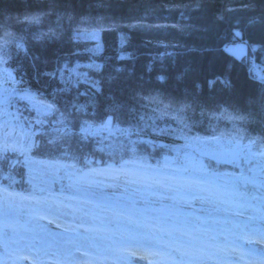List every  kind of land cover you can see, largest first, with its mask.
Segmentation results:
<instances>
[{"label":"trees","instance_id":"16d2710c","mask_svg":"<svg viewBox=\"0 0 264 264\" xmlns=\"http://www.w3.org/2000/svg\"><path fill=\"white\" fill-rule=\"evenodd\" d=\"M91 30L95 56L79 35ZM237 40L249 46L240 58L224 49ZM262 78L264 0H0V90L12 93L0 110V256L70 264L42 223L63 205L79 219L66 242L87 243L77 248L95 264H124L131 249L154 264H260L249 240L264 243V180L253 173L264 155ZM109 115L110 131H81ZM185 142L244 152L195 153L185 165ZM34 161L55 166L56 179L35 184ZM205 174L227 213L190 206ZM120 176L139 188L132 204L86 186ZM151 193L172 203H138ZM23 203L32 207L20 219Z\"/></svg>","mask_w":264,"mask_h":264},{"label":"rangeland","instance_id":"374dc122","mask_svg":"<svg viewBox=\"0 0 264 264\" xmlns=\"http://www.w3.org/2000/svg\"><path fill=\"white\" fill-rule=\"evenodd\" d=\"M80 37H82L86 42L85 51L93 56L99 54L102 51V44L99 36V32L96 30L81 32ZM224 49L233 54L234 56L240 58L247 55L249 50V46L245 41L237 40L232 41L229 43L224 44ZM68 70V74L72 75V78H81L80 75L77 74L78 70L76 67H66ZM4 92L0 90V110H2V114L8 111L9 107V100L12 93L9 91ZM26 101V100H25ZM31 104L34 102L29 101ZM27 100V103H29ZM29 103V104H30ZM187 151L179 152L177 158L182 161V164L191 165L193 163V158L195 153H203L208 154L209 156H214L212 158H224L226 160H236L239 156L244 152V148H237L234 146L226 147H212L208 144L198 143L194 144L191 142H185L182 144ZM194 152V153H193ZM260 160V159H259ZM28 169L34 174L35 176V184L37 185H45L43 182L44 177H50V179H56V167L44 162H29L27 165ZM260 169V170H259ZM254 175L257 176V179L264 180V155L261 157L260 167L253 170ZM202 181H204V187H200L198 190V194L196 195L194 201L190 205L191 207L204 212H211V213H227L229 207L223 206L221 204V200L217 195L218 192L214 191L209 182L213 181L217 185V177L214 174H205L202 176ZM39 182V183H38ZM264 182V181H262ZM89 189L92 190L93 197L95 199L103 200L107 203H113L118 206L119 202L123 204L129 205L132 204V198L138 195L139 188L136 189L133 185L129 184L124 176L117 177L110 181H103L102 179H94L91 185H86ZM171 202L169 193H164L163 195L160 194H143L141 197L139 196L138 203L144 205L150 204H158V203H167ZM32 207V205H27L23 203L21 206L20 212V219H25L24 216V208ZM22 213V214H21ZM246 213V212H245ZM50 218L42 219L43 225L55 231L58 239L53 244L54 252H61L60 258L64 259L65 250L70 251V264H95L93 258L88 253L81 252L77 247H86L87 243L81 241L77 244H70L66 242V236H70V234L76 232L77 227L79 225H75L79 219L76 214H68L67 207L62 205V208L59 210L52 209L50 212ZM23 218H22V217ZM38 217V216H36ZM40 222V221H39ZM251 249L255 248L258 252L264 253V243H261L257 240L250 239ZM0 255H1V246H0ZM131 255V264H154L151 262L150 257L146 253L140 252L138 249H131L127 252V257ZM56 255L50 256V259L53 260ZM50 259L48 263L42 262L43 264H51ZM10 261V259H8ZM0 263L1 264H40L36 261L35 257H28L25 253L22 254L21 259L19 262H5L3 257L0 256Z\"/></svg>","mask_w":264,"mask_h":264},{"label":"snow or ice","instance_id":"6c2138e0","mask_svg":"<svg viewBox=\"0 0 264 264\" xmlns=\"http://www.w3.org/2000/svg\"><path fill=\"white\" fill-rule=\"evenodd\" d=\"M32 19H36V17H32ZM262 82H264V78H262ZM32 96V93L29 90H24V92L21 95V99H28ZM81 110H83V108L85 106H79ZM46 109L47 110H52L53 109V105L49 104L46 105ZM112 119L113 117L111 115L108 116V118L106 120H104L102 123H100L99 125H95V124H90L87 121L84 122V125L81 127V131L83 133H85L86 135L88 134H99L102 131H110L111 127H112ZM133 153H135V149H132ZM123 163H128V162H123ZM186 171V170H185ZM125 251H127V249H125ZM256 252L255 249H250L249 253L250 254H254ZM124 264H131V255H129L128 257H125L124 259ZM174 264H180L179 261H174ZM260 264H264V259H261Z\"/></svg>","mask_w":264,"mask_h":264},{"label":"bare ground","instance_id":"6f19581e","mask_svg":"<svg viewBox=\"0 0 264 264\" xmlns=\"http://www.w3.org/2000/svg\"><path fill=\"white\" fill-rule=\"evenodd\" d=\"M256 75H257V76H261V74L259 73L258 70H256Z\"/></svg>","mask_w":264,"mask_h":264}]
</instances>
